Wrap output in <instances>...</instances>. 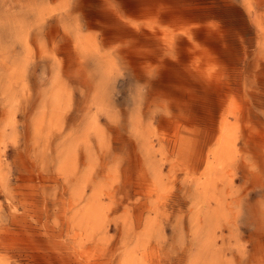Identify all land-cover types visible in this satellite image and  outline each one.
Segmentation results:
<instances>
[{"label": "bare ground", "instance_id": "6f19581e", "mask_svg": "<svg viewBox=\"0 0 264 264\" xmlns=\"http://www.w3.org/2000/svg\"><path fill=\"white\" fill-rule=\"evenodd\" d=\"M0 264H264V0H0Z\"/></svg>", "mask_w": 264, "mask_h": 264}, {"label": "rangeland", "instance_id": "374dc122", "mask_svg": "<svg viewBox=\"0 0 264 264\" xmlns=\"http://www.w3.org/2000/svg\"><path fill=\"white\" fill-rule=\"evenodd\" d=\"M20 1H22L23 3ZM31 3H33V4H31ZM19 4L22 5L23 7H25L27 10H29L31 8H36V6L39 4V0H27V1L26 0H19ZM27 19H29L30 21L33 19L35 20V18H33V16L31 14H27ZM35 74H37V73H34V77H35Z\"/></svg>", "mask_w": 264, "mask_h": 264}]
</instances>
